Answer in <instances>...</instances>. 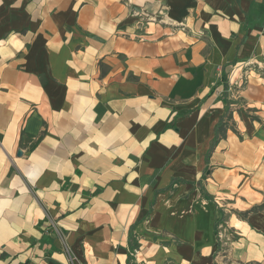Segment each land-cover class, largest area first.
<instances>
[{
    "label": "crops",
    "instance_id": "obj_1",
    "mask_svg": "<svg viewBox=\"0 0 264 264\" xmlns=\"http://www.w3.org/2000/svg\"><path fill=\"white\" fill-rule=\"evenodd\" d=\"M261 74L264 0H0V264H264Z\"/></svg>",
    "mask_w": 264,
    "mask_h": 264
},
{
    "label": "rangeland",
    "instance_id": "obj_2",
    "mask_svg": "<svg viewBox=\"0 0 264 264\" xmlns=\"http://www.w3.org/2000/svg\"><path fill=\"white\" fill-rule=\"evenodd\" d=\"M262 73V72H261ZM263 77H264V74H261ZM236 81H238V82H233L232 84H231V88H233L234 89V87H240V78L238 79V80H236ZM230 89V88H229ZM236 103L238 104L239 103V100H237L236 101ZM244 115V119H246V114L244 113L243 114ZM232 118V115H230V116H228V120L226 121V123H224L223 124V126L225 125V126H227V128L229 129V130H231V131H237V129H238V126H239V122L238 121H234L233 119H231ZM251 118V117H250ZM223 126H221L220 127V129L218 130V131H221V130H224V127ZM224 226L226 227V225L224 224ZM133 260H134V258H132L131 259V261H130V264H134L133 263Z\"/></svg>",
    "mask_w": 264,
    "mask_h": 264
},
{
    "label": "trees",
    "instance_id": "obj_3",
    "mask_svg": "<svg viewBox=\"0 0 264 264\" xmlns=\"http://www.w3.org/2000/svg\"><path fill=\"white\" fill-rule=\"evenodd\" d=\"M221 80H222V82L223 83H227V76H226V74H224V71H222V73H221ZM221 125V122H218V124L216 125V130L219 128V126ZM216 137L214 136V138H213V140L211 141V146H210V150H212L213 149V147L215 146V144H216ZM256 209H261V210H264V203L261 205V206H259V207H257V208H255V210ZM131 249V248H130ZM128 260H129V257L127 258Z\"/></svg>",
    "mask_w": 264,
    "mask_h": 264
},
{
    "label": "water",
    "instance_id": "obj_4",
    "mask_svg": "<svg viewBox=\"0 0 264 264\" xmlns=\"http://www.w3.org/2000/svg\"><path fill=\"white\" fill-rule=\"evenodd\" d=\"M20 154V152H18V155Z\"/></svg>",
    "mask_w": 264,
    "mask_h": 264
}]
</instances>
